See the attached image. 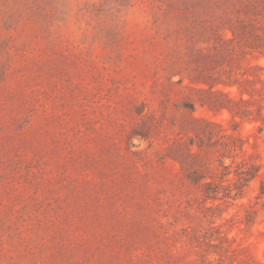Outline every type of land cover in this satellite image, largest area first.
<instances>
[{
	"label": "rangeland",
	"instance_id": "1",
	"mask_svg": "<svg viewBox=\"0 0 264 264\" xmlns=\"http://www.w3.org/2000/svg\"><path fill=\"white\" fill-rule=\"evenodd\" d=\"M0 264H264V0H0Z\"/></svg>",
	"mask_w": 264,
	"mask_h": 264
}]
</instances>
